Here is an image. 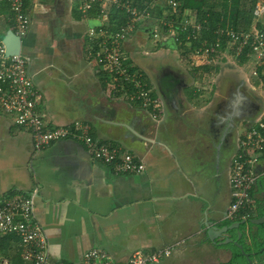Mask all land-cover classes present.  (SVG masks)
<instances>
[{
  "label": "crops",
  "instance_id": "0c3cea01",
  "mask_svg": "<svg viewBox=\"0 0 264 264\" xmlns=\"http://www.w3.org/2000/svg\"><path fill=\"white\" fill-rule=\"evenodd\" d=\"M25 7L30 25L21 54L42 94L39 110L45 120L51 125L86 121L95 138L129 151L145 167L140 173H116L73 139L36 151L30 132L0 112V197L37 188L35 219L46 235L51 261L79 263L97 247L123 264L134 251H154L179 239H185L182 256L209 253L204 221L227 223L228 171L239 151L238 138L264 111V78L254 76L253 68L247 72L253 58L240 63L232 56L234 62L223 50L213 64L198 65L193 54L190 63L186 56L179 55L178 62L161 52L154 58L147 51L146 57L134 56L152 27L150 22L141 26L123 50L126 63L147 73L162 100L163 111L154 120L140 105L106 92V76L88 53L87 31L99 21L96 8L83 12L77 0H25ZM155 7L159 17L167 16L163 7ZM259 21L264 24V15ZM11 26L8 2L0 0V36ZM170 36L161 39L162 47ZM237 97L258 108L234 116ZM257 189L256 200L261 199ZM19 250L15 235L0 233V260L21 264ZM216 255L215 263L228 257L222 250ZM169 256L158 264H179Z\"/></svg>",
  "mask_w": 264,
  "mask_h": 264
},
{
  "label": "built area",
  "instance_id": "2783aa9c",
  "mask_svg": "<svg viewBox=\"0 0 264 264\" xmlns=\"http://www.w3.org/2000/svg\"><path fill=\"white\" fill-rule=\"evenodd\" d=\"M83 12L97 9L98 23L88 29L90 42L89 55L93 58L98 71L106 76L105 89L108 94L123 96L146 109L152 119L158 120L163 111V103L153 91L145 73L126 63L124 43L138 28L150 21L152 15L148 6H140L142 0H77ZM162 2L167 16L157 17L159 25L165 30V37L174 33H186L187 39H195L201 30L191 10L180 13L183 0H153ZM10 10V22L15 35L25 37L29 30L30 17L25 0H7ZM158 5V4H157ZM120 13V18H111V12ZM169 13L174 14L169 16ZM264 15V0H258L253 9L255 22ZM151 34L158 39V26H152ZM176 30V32H175ZM4 36H0V112L11 115L14 123L30 132L36 151L61 139L81 141L92 157L110 165L116 173H140L144 163L140 158L117 145L99 141L91 134V125L82 120L67 124L51 125L39 110L42 94L38 91L28 73L26 59L22 54L6 55ZM225 49L233 55H240L249 48L253 58L252 74L264 78V30L219 28L215 39H204L193 55L196 64H205L220 53L222 40ZM239 151L233 157L228 171L231 187V201L225 218L234 220L250 215L256 203L252 192L257 180L264 177V111L258 115L243 137L238 138ZM37 188L30 191L14 190L0 197V233L15 235L19 240V256L22 264H74L51 261L48 253L47 238L35 219V197ZM185 239H179L150 251H134L123 264H158L180 248ZM0 264H8L0 260ZM75 264H115L111 255L102 248H91Z\"/></svg>",
  "mask_w": 264,
  "mask_h": 264
},
{
  "label": "trees",
  "instance_id": "16d2710c",
  "mask_svg": "<svg viewBox=\"0 0 264 264\" xmlns=\"http://www.w3.org/2000/svg\"><path fill=\"white\" fill-rule=\"evenodd\" d=\"M257 1L258 0H183L179 14L184 10L193 11L196 21L201 25V30L198 37L195 39H187L186 33H179V41L189 40L193 45L192 48L196 50L204 39H207L209 42L213 41L215 39V31L219 28H232L234 30L241 28L251 30L252 28H256L264 30L263 22H255L253 17V9ZM140 6H148L147 8L152 10L155 7V3L153 0H142ZM166 14L167 11L165 12V15ZM171 15L174 14L169 13V16ZM115 17L123 20V18L121 19L120 13L116 11L111 12V18L114 19ZM225 42L226 40L223 38L221 50L225 49ZM249 52V48L246 47L240 55L236 56L238 61L242 63L250 58ZM256 187H258L259 190H257L261 192V199L256 200V204H258V207L261 205L264 206V177L257 180ZM252 192L254 191L252 190ZM240 256L239 250L235 249L232 259L227 264L238 263V258Z\"/></svg>",
  "mask_w": 264,
  "mask_h": 264
},
{
  "label": "flooded vegetation",
  "instance_id": "af4514ba",
  "mask_svg": "<svg viewBox=\"0 0 264 264\" xmlns=\"http://www.w3.org/2000/svg\"><path fill=\"white\" fill-rule=\"evenodd\" d=\"M257 108L258 105L256 103L245 102L242 104L240 103L237 97L235 98L234 104L231 109L233 115L238 117L241 115H245V116L251 115L256 111ZM262 206L263 205L258 207V204L255 203L254 208L255 209L259 208L257 210L259 211V213L257 212L258 214L256 213L254 215L250 214L248 216H241L234 220L227 219V224L243 221V223H240L238 228L232 229L230 231V237H232L234 240H237L238 244H241L242 248H239L232 243L218 246V245H213L210 242L213 251L211 250L209 253H206L209 254L206 256H210L207 257L210 260L209 262L207 263L205 262L204 264H227L232 259L233 252L235 249H238L239 253L241 254V256L238 258L239 262L236 264H264V222L261 224L250 223V220L255 219L256 217H260L264 214V209H263L264 206L263 207ZM226 210L224 211V216L226 214ZM239 233H240V237H238ZM220 250L227 252L228 257L215 263L212 260V256L216 259L220 258L219 256L216 255V252ZM242 250L246 255L242 253Z\"/></svg>",
  "mask_w": 264,
  "mask_h": 264
},
{
  "label": "rangeland",
  "instance_id": "374dc122",
  "mask_svg": "<svg viewBox=\"0 0 264 264\" xmlns=\"http://www.w3.org/2000/svg\"><path fill=\"white\" fill-rule=\"evenodd\" d=\"M153 2L155 3V5L158 4V6L162 8V2H159V1L158 2L153 1ZM152 10H154L151 13V14H154L153 17L151 18L152 21H147L144 23V25H148L147 23L150 22L151 26H153V25L158 26V33H159L160 37L161 36L165 37V35H164L165 29L159 25H156V24H159V21L156 20L157 17H159V12H158L156 7H154ZM165 12H166V10H165ZM189 14L194 15V12L190 11ZM193 18H195V17L193 16ZM146 32L147 33L142 35L144 44L142 46L137 47V50L135 49L136 52H134V56L139 55L140 57H146L145 51H147L148 56L150 58H154V57H156V55H155L156 52H157L156 54L161 52V54H163L165 57H168L169 55L170 56L175 55L176 57H173V59L178 61V62H179V55L181 57L186 56L187 61L190 63V61H189L190 59L188 58V56L192 55V54L194 55L195 50H194V48H192L193 45L189 42V40L179 41L176 39L177 34L174 33V35L171 34V36H170V37H172V39L168 40L170 42H166L167 44L165 45V47H162L164 45H161L162 44L161 39H158L157 41H153V40H155V38L153 37V34H151V31H146ZM175 32H176V30H175ZM132 36H133V33L128 39H131ZM220 52L222 53V51H220ZM224 52H227L229 54L228 57H231V59L234 62H236L234 59L235 58L237 59V57L235 55H233L232 51L224 49ZM219 54L220 53L214 54L215 58L213 57V60L218 58L216 56ZM232 56H234L235 58ZM194 63H197V62H195V59H194ZM209 63L213 64V61L210 60ZM185 64L188 65V63H185ZM199 65H208V64L203 63V64H199ZM211 66L214 67L213 65H211ZM212 67H210V68H212ZM253 67H254V63L250 64V66H247V68H248L247 72L251 73L250 69H252ZM145 74H147V73H145ZM153 91H154V89H153ZM240 131H243V130L241 129ZM179 249L180 248H178L172 252V254L168 258V261H170L172 263L174 261L175 262L180 261L181 263L179 262V264H204L205 262H208L210 260L209 258H207L206 253H203L200 251L190 252V253L184 254L182 256L183 253ZM14 255H16V254H14Z\"/></svg>",
  "mask_w": 264,
  "mask_h": 264
},
{
  "label": "water",
  "instance_id": "95a60500",
  "mask_svg": "<svg viewBox=\"0 0 264 264\" xmlns=\"http://www.w3.org/2000/svg\"><path fill=\"white\" fill-rule=\"evenodd\" d=\"M4 44H5V53L6 55H18L21 54V47H22V38L15 35L12 31H8L4 35ZM264 222V214L260 217H256L255 219L250 220V223L253 224H261ZM240 223L242 222H234L231 224H224L222 226H218L214 224L211 221H204V225L206 226V235L208 240L213 245H226L228 243H232L236 245L239 248L241 247V244H238L237 240H234L232 237H230V231L232 229H236L239 227ZM240 237V233L238 235ZM242 253L243 250H242ZM244 255H246L244 253Z\"/></svg>",
  "mask_w": 264,
  "mask_h": 264
}]
</instances>
